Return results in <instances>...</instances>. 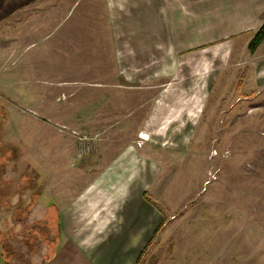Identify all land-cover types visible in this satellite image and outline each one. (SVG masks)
I'll use <instances>...</instances> for the list:
<instances>
[{"label": "rangeland", "instance_id": "obj_1", "mask_svg": "<svg viewBox=\"0 0 264 264\" xmlns=\"http://www.w3.org/2000/svg\"><path fill=\"white\" fill-rule=\"evenodd\" d=\"M43 3L0 53L1 264L148 237L155 264H264V41L164 37L133 0Z\"/></svg>", "mask_w": 264, "mask_h": 264}, {"label": "crops", "instance_id": "obj_2", "mask_svg": "<svg viewBox=\"0 0 264 264\" xmlns=\"http://www.w3.org/2000/svg\"><path fill=\"white\" fill-rule=\"evenodd\" d=\"M36 2L35 8L43 7L44 0H0V53L11 52V43L6 45L5 39L10 38L13 30V16H18L21 23V14L29 2ZM137 7H142L143 18L138 22L147 21L150 26L161 25L165 28L164 37L197 39L237 38L243 34L249 36V42L257 29L264 23V0H133ZM147 1V3H145ZM54 0H52L53 4ZM147 5V6H146ZM147 7V9H144ZM38 11V10H36ZM41 12L43 9L41 8ZM147 12V14H146ZM134 22V21H133ZM136 22V21H135ZM136 25V24H135ZM16 29V28H15ZM163 31V30H162ZM150 36V34H147ZM155 35V34H153ZM157 35V34H156ZM155 35V36H156ZM4 37V44L2 38ZM235 44V42H233ZM83 195V194H82ZM162 223V224H161ZM163 220L158 225L162 227ZM140 242V239L123 240L120 238L109 243H96L98 246L93 253L77 251L72 248L69 253L60 254L59 264H155L153 256L146 255L150 240ZM79 246V244H77ZM101 245V247H99ZM89 247V251H91ZM73 252V253H71ZM65 253V252H64ZM172 259H163L158 264L170 262L182 263L187 259L180 256H171ZM55 255L44 264H55ZM1 264V258H0Z\"/></svg>", "mask_w": 264, "mask_h": 264}, {"label": "trees", "instance_id": "obj_3", "mask_svg": "<svg viewBox=\"0 0 264 264\" xmlns=\"http://www.w3.org/2000/svg\"><path fill=\"white\" fill-rule=\"evenodd\" d=\"M263 41H264V23L256 31L253 38L249 41V44H248L249 50L254 52ZM3 264H11V262L5 261Z\"/></svg>", "mask_w": 264, "mask_h": 264}, {"label": "bare ground", "instance_id": "obj_4", "mask_svg": "<svg viewBox=\"0 0 264 264\" xmlns=\"http://www.w3.org/2000/svg\"><path fill=\"white\" fill-rule=\"evenodd\" d=\"M144 138V137H143Z\"/></svg>", "mask_w": 264, "mask_h": 264}]
</instances>
